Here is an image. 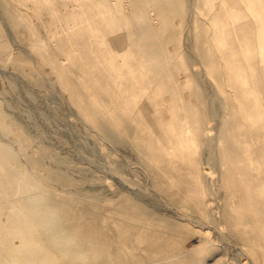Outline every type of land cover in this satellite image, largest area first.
<instances>
[{
    "label": "bare ground",
    "instance_id": "bare-ground-1",
    "mask_svg": "<svg viewBox=\"0 0 264 264\" xmlns=\"http://www.w3.org/2000/svg\"><path fill=\"white\" fill-rule=\"evenodd\" d=\"M9 1L17 3L18 12L15 16L18 19L8 13V2L0 0V25L6 28L9 35L15 32L12 27L17 25L19 18L31 24L33 16L30 9L40 11L46 7L55 19L71 18L77 21L75 15L62 16L57 6L60 3L63 8H67L70 5L67 0ZM95 1L85 3L86 11L99 9L109 18H97L95 13L89 11L88 20L91 21L86 24L87 33L76 42L79 53L72 47L66 49L67 58L78 67V79L71 78V68L63 67L53 52L44 56L41 54L57 74L58 82L54 85L58 91L62 92L61 86L71 89V102L75 100V105L67 101L64 106L61 105L68 109L71 120L75 118L94 132L104 134L113 144L135 154L138 157L135 162L139 163L134 165L135 168L141 169L148 176L157 177V184L160 185V181L163 182V177H166V181L177 189V202H189L187 207L196 212H185L173 206L170 200L159 193L158 197L142 194V190L137 191L129 180L111 172L110 166L106 165L108 173L103 176L112 178L117 185L115 192L118 194L117 190L121 191V196H118L117 203L105 215L97 214L83 205L74 210L65 203L53 206L46 198L34 204L18 201L14 207L7 208V198L3 197L0 200V264H154L159 262L156 256L160 254L168 257L164 259L183 264L186 259L201 260L204 253L202 243L197 245V252L183 258L187 253L182 251L178 239L194 233L192 230L195 227L196 232L204 233L197 240L200 243L206 241V244L213 247L221 244L232 254L239 251L238 254L245 255L243 264H264V0H229L224 8L206 13L209 25L194 26L195 30L188 34L185 31L186 38L183 41L178 38L180 34H168L160 42L154 40L157 32L155 28L144 23L137 26V22L147 20L143 5L136 6L131 18V14L128 16L124 12L125 5L120 0H116L119 14L106 0ZM153 1L163 2L162 14L185 3L190 15L195 13L190 10V7H195L189 3L193 0H148L145 4ZM132 23L137 24L135 28ZM84 26L80 25L81 28ZM32 27L34 35L38 28ZM35 37L41 40V37ZM92 37L101 42L97 48L91 45ZM18 40L10 41L15 44ZM25 44L29 50L26 51L34 58L37 47L29 39L25 40ZM179 57L185 59L193 72L186 83L190 86L193 80L199 83L198 90L191 92L197 98L198 106L194 105L192 99L189 102L185 100L182 91L185 86H182L179 77L177 80L175 78L174 61ZM16 75L20 76L17 72ZM173 77L175 80H172ZM98 94L105 101V106H99ZM168 105L169 119L166 114ZM222 107L225 108V117H216ZM81 123H78L79 127ZM81 144L78 143L79 148L83 147ZM86 146L82 150L89 155L91 149ZM199 146L203 147V157L208 164L202 165V158L196 157ZM216 147L221 151L222 159L218 164L225 167L215 178L223 189V202L218 203L221 205L220 211L211 212L212 209L207 207L210 205L206 202L207 195H204L208 193L205 192L203 174L210 171ZM0 150L5 151L3 154L8 152L1 145ZM180 152L190 157L191 164L188 165L192 172L191 178L180 172L181 167L176 160ZM7 155L12 156L11 153ZM123 157L124 161L133 164L127 157ZM117 166L120 169L121 166ZM219 168L216 164L215 171L219 172ZM87 174L85 177H88ZM141 201L152 206L161 203L164 208L162 212H171L170 216L176 220L152 214ZM204 212L207 218L202 217ZM219 219L221 221L216 223ZM224 224L230 227L239 243H231L230 238L223 234L218 225ZM244 246H248L255 261L243 249Z\"/></svg>",
    "mask_w": 264,
    "mask_h": 264
},
{
    "label": "rangeland",
    "instance_id": "rangeland-1",
    "mask_svg": "<svg viewBox=\"0 0 264 264\" xmlns=\"http://www.w3.org/2000/svg\"><path fill=\"white\" fill-rule=\"evenodd\" d=\"M6 1L8 2V4H6L8 7V11H9L8 13H11L15 16L18 12L17 11L18 5H16L17 3L15 1H9V0H6ZM67 1L70 3V5L67 8H63L62 4L60 3L57 4V6H59L62 16L65 14L73 15V16L75 15L77 21L70 20L71 18L55 19L53 15L50 13V11L46 7H43L42 10L40 11H34L31 9L29 10V12L33 16V19L31 20V24H29L26 20L19 18L20 20L18 21L19 24L17 23V25H15L16 27L15 26L12 27L15 32H11L12 34L10 35L8 32H7L8 34L6 33L7 31L6 28H3V26L0 25V96H1L0 97V133H1L0 134V145L6 148V150L8 151L7 153L12 154V156L7 155V153L3 154L2 152H5V151L0 150V178H1L0 200L3 199V197L7 198L6 206L7 208L9 206H11L12 208L14 207V204H16V202L18 201H24V202L34 204L38 200L42 198H46L51 202L53 206H58L57 204L65 203V205H67L69 208L71 207L70 208L71 210H74V209L80 208L83 205L84 207H87L88 209L94 210L97 214L99 213L101 215H105V214H108L110 212V209L114 207V204L117 203V201L119 200L118 196L119 197L121 196L120 194L121 191L117 190V192L119 193L116 194L115 190H116L117 185L114 183L112 178H110L109 176H103V174L108 173V170L106 168V165H107L108 167L110 166L111 172L116 173L117 175L124 176L127 180H129L132 183V185L136 187L137 191L142 190L141 192L142 194H145L147 196L149 195L150 197H158L157 193H159V195H162V196L164 195L163 197L166 200L167 199L168 201L170 200L169 202L171 204L173 203L172 204L173 206L175 207L177 206V208H182L181 210H185V212L187 211L188 212L191 211L192 213L196 212L193 209L191 208L189 209L187 207L189 202L182 203V204H187V205H182L180 202H177L179 201V199L177 200L178 198L177 189L173 184L166 181L167 180L166 177L165 178L163 177L164 180L163 182L160 181V185L157 184V177L153 178L150 175L148 176L146 175V173L142 172L141 169L135 168L134 165L139 164L135 162L138 160V157L135 154H132L131 151H128L124 147L122 148L120 146L113 144L110 140H108L105 137L104 134L102 133L98 134L94 132L89 127L87 128L83 123L75 120V118H72L71 120L69 116V112L67 111L68 109H65L66 107H63L64 103H66L65 101H67V103L74 102L73 104L75 105V100L71 102V96H72V93L70 92L71 89H68L66 87L64 88L61 86L62 92L60 93L58 91V89L54 85V84H57L58 82L57 74L53 72L49 61L43 56L49 54L50 52H53L55 57L58 58V60H60L63 67L67 69L71 68L69 71L71 78L73 80L74 78L78 79L79 77L77 74L78 67L76 64L72 63V61L69 58H67L66 49H69L72 47L75 49V52L77 54L79 53L78 45H76V42L78 39H80L82 36L86 35L87 33L86 24L90 23L91 21V20L90 21L88 20L90 12L95 13L97 18H105V19L109 18V15H104L105 13L101 12L99 9H96L95 11L94 10L90 11L89 9H87L86 11V7L84 6L86 5L85 3L86 2L93 3V2H96L95 0L93 2L92 0L91 1L90 0H67ZM120 1L125 5L124 12L128 16L131 14V16H129L131 18H133L132 16H134V9H136V6L143 5V12L145 11L144 14L146 15L147 20L145 22L143 21L137 22L138 25L136 23L135 24L132 23V26L135 28L136 25L141 26L144 23L145 25H150L151 27L155 28L157 32H156L154 40L156 42L163 41L164 38H166L168 34L169 35L175 34L176 36L180 34V36L178 35V38L179 39L181 38L183 41L186 38L185 31H188L186 33L188 34L193 29L195 30L194 26L196 27L200 24L209 25V23L207 22L208 19H206L207 17L206 13L208 11L216 10L219 8H224V6H226L229 3V0H201V1L193 0L189 2L191 5L195 6V7H190V10L195 11L194 13L195 15L193 14L192 16L190 15L191 13H189L190 11L187 10L189 8L186 3L176 9L168 10L166 14H162L161 9L163 8V5H164L162 1H158V2L153 1L154 4L153 3L145 4V2L148 0H120ZM106 2H108L110 7H112V9L116 11L117 14H119V9H117L116 7V0H109V1L106 0ZM101 15L102 16L104 15V17H102ZM164 15L166 16L164 17ZM15 17L18 19V16H15ZM81 24L82 25L85 24L84 28L80 27ZM19 25L21 26V29ZM32 26H35L38 28V32L34 35L31 32V28H33ZM17 33L19 35H17ZM11 35L14 37H12ZM35 35H37L38 37H41V40L40 39L36 40ZM8 36L11 38H15L16 40H18L19 38L18 42L15 41L16 43H19V44L17 45L16 43L14 44L13 42L15 39H10ZM26 39H29V41L34 43L35 47H37L35 48L36 58L35 57L32 58L33 56L30 55V53L28 52L29 50L27 48V45L25 44ZM10 40L13 42H11ZM90 41H91L92 47L95 46V48H97L98 46H100V43H101L100 40H96L94 37H92ZM13 45H15V47ZM104 47H107V45H104ZM178 51H179V48H178ZM41 54H43V56ZM179 58H176L174 61L175 78L177 80L179 77V79L182 80V86H185L184 89L182 90L185 93V100L189 102V100L192 99L194 105L198 106L196 104L197 98L195 96H192L191 92L198 90L197 88H198L199 83L193 80V84H191V86L187 84L188 78L193 76V72L191 71L192 69H190L189 65L186 64L185 59L181 57ZM16 72L20 74L21 77L20 76L19 77L22 79L17 77ZM47 78L50 79V81H48ZM175 78L173 77L172 80H175ZM51 81L52 83L53 82L55 83L52 84ZM100 90L101 88H99V91ZM157 91L159 92L160 90L158 89ZM52 92H53V95H52ZM49 95L51 98H49ZM168 96L169 95H167L166 97ZM96 97L99 100V103H98L99 106L100 105L105 106V101H103L102 97H100L99 94ZM57 99H59L58 102L54 101ZM50 106H51V109H50ZM5 107L8 109H5ZM45 108H48L49 110ZM169 108H170V105H168V108L166 109V114H167L168 119L170 118ZM53 112L55 114H53ZM49 113L51 115H49ZM223 113L225 114V108L222 107L220 109L218 116L216 117H219V116L220 118L225 117ZM50 116H52V118ZM50 118L54 120H51ZM64 119H66L67 123L64 121ZM46 122L47 123L50 122L48 123L49 126ZM78 123H81L79 124L81 128L78 126ZM214 123H217V121L214 120ZM66 124H69L71 128L69 125L67 126ZM46 126L49 128L51 127V128L49 129ZM65 127L68 129L69 132L67 131ZM82 127L84 129H82ZM49 133L51 134V136L49 135ZM70 134L72 135L70 137L73 138V140L69 138ZM83 136H86L87 138ZM91 139L93 142H91ZM81 141L83 142V145L81 144ZM48 142H51V143H48ZM73 143L74 145H72ZM78 143H80L83 147L86 145L89 146L91 149L90 154L88 155L87 152L83 151L82 150L83 147L79 148ZM75 144H77V146ZM96 145L98 146L97 150H96V147H97ZM77 147L82 152L79 149H77ZM63 148L64 150H62ZM215 150L217 151L218 155ZM215 150H214V159H213L214 161L211 160L213 161V163H211L210 171L203 174L205 192L208 193L204 195H207L206 198L208 199L206 200V202L210 203V205H207V207H209V210L212 209L211 212L220 211L221 205L219 206V204H222L223 202L221 200L222 199L221 195H223V189L220 188V183L217 182L215 178L219 175L220 172L225 170V167L221 164H218V163H221L222 161L220 157L221 151H219L217 147ZM72 152L74 153V156L72 155ZM126 152L128 154H126ZM184 153L182 155L180 152L179 156L176 155V160L181 167L180 172H183V174H185L187 178L188 177L191 178L192 172H191V168L189 167L190 165H188V164H191L190 157ZM203 154H204V149L203 147L199 146L198 151L196 152V157H199V159L202 158L201 159L202 165L208 164L206 163V160L204 159ZM99 155L101 156L99 157ZM131 155H135L136 158L135 156H131ZM102 156L105 158H102ZM122 157L125 159L127 157L133 164L127 163L126 161H124V159H122ZM38 158H41L42 161L41 159H38ZM97 160L99 162H97ZM102 163H104L105 165ZM216 164L217 166L220 167L219 172L218 170L215 171ZM117 165H119V167L120 166L122 167V168L120 167L121 171L120 169L117 168L118 167ZM97 166L100 167L101 170L100 168L98 169ZM81 168L83 171H81ZM84 169H86V171ZM86 174L88 177H85ZM143 175H144V178H143ZM76 176L77 178L73 179V177H76ZM147 181L148 183L146 184L145 182ZM158 182H159V178H158ZM104 184L105 186H103ZM150 187L151 188L153 187L154 189H156V191L154 189L152 190ZM215 189L219 193L216 192L214 194ZM83 192L87 195H85ZM110 195H112L113 197ZM143 203L145 204L147 208H149L152 214L154 213V215L160 216L161 218H166V219L168 218V219L176 220L174 216H170L172 215L171 212H166L165 214L166 215L168 214L167 216L164 214L165 211L162 212V209L164 208L161 205V203L157 205L158 207L149 205L145 202ZM179 203L181 205H178ZM216 203L217 204L219 203V204L217 205ZM210 207H213V208H210ZM204 213L205 215L203 214L204 216L202 215V217L207 218L206 216L207 213L206 212ZM220 221H221L220 219L216 220V223H219ZM225 225L226 224L218 225V226L220 227V230L223 232V234L227 238H230L231 243H236V241L238 242L235 235H233L232 232L230 231V227H227ZM195 230H196V227L194 230H192L194 231V233L185 235L179 238L178 241H180V244L182 245L181 246L183 248L182 251H184V253L185 252L187 253L186 256L184 254L183 258H186L187 256L197 252L195 251V250H199L197 245L199 246L200 244L203 243L202 248L203 249L205 248L204 253H202V258H201V260L202 259L203 260L202 261L201 260L191 261V260L186 259L183 262V264H196V263L197 264H229V263L230 264H243L244 263L242 260L244 259L245 255L243 253L238 254L239 251H235L234 254H232L231 252H229V250L226 247L222 246L221 244L218 245V247H213L212 245H208V243L206 244L205 243L206 241H202L201 243L200 241H197L199 236L203 235L204 233L201 234L200 232L198 231L196 232ZM225 231L227 232V234L225 233ZM206 234L207 232L205 233V235ZM244 247L245 248L243 249L246 251V253H248L251 259L255 261V257L249 251L248 246H244ZM228 257H231V258H228ZM238 257L240 259H238ZM164 258H168V257L166 255H161V254L156 256V260L159 259V262H155L154 264H165V262L166 264H171V263L178 264L179 263V262L175 263L173 262V260L164 259ZM260 261L261 260H259V262Z\"/></svg>",
    "mask_w": 264,
    "mask_h": 264
}]
</instances>
